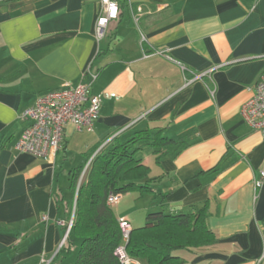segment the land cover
I'll list each match as a JSON object with an SVG mask.
<instances>
[{"label":"crops","instance_id":"obj_1","mask_svg":"<svg viewBox=\"0 0 264 264\" xmlns=\"http://www.w3.org/2000/svg\"><path fill=\"white\" fill-rule=\"evenodd\" d=\"M118 6L97 40L99 0H0V264L50 262L73 220L70 172L93 146L109 150L138 131H148L135 157L149 168L153 193L138 196L148 199L141 223L119 209L130 193L110 205L116 218L132 229L150 211L206 204L215 242L184 251L186 263L264 264V182L254 188L264 139L241 114L264 73V0ZM87 73L101 97L92 131L67 124L52 163L17 152L29 124L23 112L64 83H88ZM158 133L186 145L157 161L149 144Z\"/></svg>","mask_w":264,"mask_h":264},{"label":"trees","instance_id":"obj_2","mask_svg":"<svg viewBox=\"0 0 264 264\" xmlns=\"http://www.w3.org/2000/svg\"><path fill=\"white\" fill-rule=\"evenodd\" d=\"M144 139H149L148 131H138L126 141L115 143L111 149L95 153L97 144L86 153L84 163L70 172L68 190L72 197L67 205L74 209L72 225L49 264L62 261L72 253V237L80 241L75 264H121L114 254L124 243L120 222L107 199L110 194L121 196L136 192L144 196L153 193L149 186V168L135 157L140 150L136 144ZM185 145L186 142L176 143L158 133L149 147L158 161L169 148L175 146L176 150H182ZM93 154L83 181L77 187L80 173ZM206 217V204L190 213L150 211L142 226L129 230L125 252L142 264H186L183 251L193 252L215 242L206 225ZM63 230L65 232L66 226Z\"/></svg>","mask_w":264,"mask_h":264},{"label":"built area","instance_id":"obj_3","mask_svg":"<svg viewBox=\"0 0 264 264\" xmlns=\"http://www.w3.org/2000/svg\"><path fill=\"white\" fill-rule=\"evenodd\" d=\"M100 12L95 23L97 40L104 36L107 25L118 16V0H99ZM88 83H78L71 86L64 83L59 89L47 92L37 97L33 105L27 108L22 119L28 126L22 131L14 149L19 153L32 155L39 159L53 162V156L59 150L63 136V129L67 124L73 125L79 131H92L100 114V95L91 92V84L96 80V74L87 73ZM199 76H195L197 79ZM241 114L246 125L251 130L259 131L264 139V73L252 89L251 96L243 104ZM87 167V166H86ZM86 168L81 174V178ZM81 178L79 182L81 181ZM264 182V167L259 171V178L254 182V188ZM120 196L110 194L107 202L112 205L118 202ZM124 243L116 248L115 255L121 264H141L136 259L129 258L125 252L129 224L119 220ZM72 221L66 225L63 242L71 228ZM49 264V261H41Z\"/></svg>","mask_w":264,"mask_h":264},{"label":"rangeland","instance_id":"obj_4","mask_svg":"<svg viewBox=\"0 0 264 264\" xmlns=\"http://www.w3.org/2000/svg\"><path fill=\"white\" fill-rule=\"evenodd\" d=\"M71 156V154H70ZM83 180H81L79 182V179H78V182H77V187L81 184ZM138 193L136 192H132L130 193L127 197H125L123 199V201L120 203V206H119V209H121L124 213L123 215L125 217H131L132 219L138 221L142 218V214H143V209L146 207L145 205H147V198L146 197H138ZM75 198H76V195H75ZM73 219V217H71ZM143 219H141L140 221H142ZM138 221V222H140ZM141 223V222H140ZM143 223V222H142ZM74 244V247H73V252L66 258L62 261L63 264H74L75 262V258H76V255H77V251H78V248H79V240L75 237H72L71 238ZM184 254V251L182 252V255ZM188 261V260H186ZM141 263V262H139ZM55 264V263H54ZM142 264V263H141ZM186 264H189L188 262Z\"/></svg>","mask_w":264,"mask_h":264}]
</instances>
